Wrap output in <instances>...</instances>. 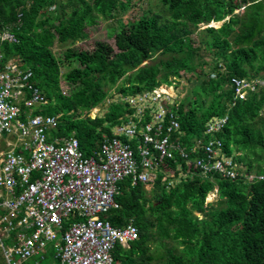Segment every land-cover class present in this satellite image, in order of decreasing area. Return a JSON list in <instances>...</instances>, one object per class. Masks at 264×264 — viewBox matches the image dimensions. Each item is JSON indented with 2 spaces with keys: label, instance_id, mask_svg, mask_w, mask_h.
Returning <instances> with one entry per match:
<instances>
[{
  "label": "trees",
  "instance_id": "trees-1",
  "mask_svg": "<svg viewBox=\"0 0 264 264\" xmlns=\"http://www.w3.org/2000/svg\"><path fill=\"white\" fill-rule=\"evenodd\" d=\"M157 1L128 25L117 20L114 47L97 42L91 51L67 49L59 60L50 49L54 41H85L88 27L115 19L130 0H0V31L15 38L1 41L0 63L17 58L32 73L34 87L48 100L44 114L61 112L51 135L75 137L85 156L95 153L104 138L113 137V127L133 115L124 98L171 85V78L181 73L191 75L187 79L194 76L190 96L168 106L176 110L184 134L180 143L189 161L202 157L191 149L195 139L207 144L206 122L227 115V125L215 136L226 156L244 164L247 175L239 172L230 180L218 174L203 177L193 169L191 178L169 190L158 175L150 192L140 184L130 187L125 178L115 197L119 208L107 219L114 227L131 221L138 239L127 249L117 246L113 256L123 264H154L157 257L150 255L149 242L169 240L175 245L160 254L162 264H264V86L259 85L264 80V0ZM221 21L219 28L207 27ZM202 49L214 52L225 72L216 62L211 69L216 76L201 80L207 65L199 54ZM73 63L76 66L61 75V65ZM60 79L73 87L67 96ZM232 79L254 86L245 100H234ZM112 89L120 97L103 116L91 119L88 113L103 104ZM177 157L164 168L187 171ZM250 173L255 176L248 180ZM215 188L217 200L205 204Z\"/></svg>",
  "mask_w": 264,
  "mask_h": 264
},
{
  "label": "built area",
  "instance_id": "built-area-1",
  "mask_svg": "<svg viewBox=\"0 0 264 264\" xmlns=\"http://www.w3.org/2000/svg\"><path fill=\"white\" fill-rule=\"evenodd\" d=\"M3 40L10 38L1 33L0 43ZM232 83L243 97L249 84L235 79ZM164 95L154 90L124 98L135 109L133 115L113 127V137L104 138L95 153L85 156L73 136L49 139L57 128L56 116L31 115L32 108L47 105L33 85L32 73L13 62L0 63L3 264H24L33 257L42 261L49 244L58 264H123L115 260L113 252L117 246L129 248L138 239V230L131 221L114 227L107 219L119 207L115 200L118 183L125 178L132 185L152 182V172L176 153L189 163V154L172 140L175 134L183 135L176 110L168 107L176 103L170 104ZM226 122L227 117L213 118L204 133L221 132ZM207 141L197 140L191 149V153L203 154L192 162L194 169L201 176L237 178L236 163L225 155L221 141Z\"/></svg>",
  "mask_w": 264,
  "mask_h": 264
},
{
  "label": "rangeland",
  "instance_id": "rangeland-1",
  "mask_svg": "<svg viewBox=\"0 0 264 264\" xmlns=\"http://www.w3.org/2000/svg\"><path fill=\"white\" fill-rule=\"evenodd\" d=\"M120 1L124 2L125 0H120ZM157 2H158L157 0H130L129 8L124 12L117 13V16L115 19H111V20L106 21V22L99 20L96 25H94L92 27H88L86 29V32L88 34V38L85 41L76 42L74 44H69V43L60 44V43H57L56 41H54V44L50 49L56 58H58L59 60H62V56L67 49H71L73 52H78L80 50L91 51L97 42H103V43H106V44L114 47L113 35L115 34V31L117 30L116 29V27L118 25L117 20H121L124 24L128 25V24L132 23L133 21L137 20L140 17V15L144 9L148 8L150 5L157 3ZM235 13H237V11ZM227 19L228 18H225V20H227ZM222 23H223V21L217 22V23L212 22L207 27L213 26L214 28H219L222 25ZM204 27L205 26H201L199 28V30L203 29ZM0 34H1V31H0ZM2 34H5V36L9 37L11 41L15 40L14 36L10 35L7 30H3ZM192 37L194 40H197L196 34H193ZM195 42H197V41H195ZM199 54L202 56L203 60L206 62L205 64H207L204 66V69H203L204 75L202 76L201 80L207 79L208 76L211 79L216 76L215 71L211 70L216 62H218L220 65L219 66L220 72H225L224 67L221 65L220 60H218V58L215 56L214 52H211L207 49H202L199 52ZM155 57L160 58L159 55H157ZM8 61L17 62L19 64L21 70L26 69V67L23 66L21 64V62L19 61V59H17V58H9L4 62L7 63ZM75 66H76L75 63H73L72 66H69V67L61 65V68H60L61 75L66 73L68 71V69L73 68ZM190 76L191 75H184V74L182 75V73H181V76L179 78H176L175 83H173L172 86L167 87V86L163 85L160 87L159 92L165 94L164 96L168 99V102L170 104H173V103L179 102L180 100L185 99L186 96L189 95V92L192 91V89L196 83L194 76H192V79H187ZM172 80H174V79H172ZM259 85L264 86V80H260ZM59 86H60V89L62 91V94L65 96H67L73 90V87L67 85L61 79L59 82ZM171 93H173V94H171ZM119 96L120 95L118 93H116V91L114 89L110 90L109 91V97L106 98L104 103L101 104L96 109L91 110L88 113V116L91 119H94L95 117H98V116H103V114H105L107 111L108 105L111 102H113L114 100H116V98H118ZM190 100H193V98L190 97ZM186 106H188L187 103H186ZM32 112L36 113V110H32ZM54 112H56V111H54ZM43 113H45V112L43 111ZM60 113L61 112H58V114H56L55 116L58 118ZM82 115H84V113ZM257 127L260 128L259 125H257ZM195 140L193 141V143H195ZM263 143H264V141L261 142L262 145H263ZM236 154L241 155L240 152H237ZM248 157L251 159L250 153H249ZM253 166L255 167L254 164H253ZM193 168H194L193 163H191L189 161V163L187 165V171H189L188 173L190 176H188V175L187 176L190 178H191V173L193 171ZM236 169H237V172L238 173L240 172L241 175H243V176L246 175V167L244 166L243 163L242 164L237 163ZM251 172H253V171H251ZM254 176H255L254 173H250L249 178H253ZM185 178H187V177H185ZM148 188H149V186L148 187L146 186L145 189L148 190ZM216 200H217V194L213 190L212 192H210L207 195V197L205 199V204L214 203ZM195 215L198 216L199 218H201V216L199 214H195ZM4 242L7 243V241L5 239H4ZM149 243H151V244H149L150 255L152 254V255L157 257V258H155V260L153 262L154 264H162L163 260L158 258V257H160V254H164L166 248H170V247L175 245L174 243L170 242L169 240L163 242V244H165L164 246H163V244L158 243V241L157 242H155V241L149 242ZM43 264H48V262H44Z\"/></svg>",
  "mask_w": 264,
  "mask_h": 264
},
{
  "label": "crops",
  "instance_id": "crops-1",
  "mask_svg": "<svg viewBox=\"0 0 264 264\" xmlns=\"http://www.w3.org/2000/svg\"><path fill=\"white\" fill-rule=\"evenodd\" d=\"M120 97V96H119ZM127 98V97H126ZM117 99V98H116ZM122 99V98H121ZM99 107V106H98ZM97 108V107H96ZM96 108H93V109H96ZM132 108V107H131ZM44 109V108H43ZM43 109H41V110H43ZM92 109V110H93ZM135 110V109H134ZM130 116H132V115H130ZM136 118L135 117H133V120H135ZM55 137H57V136H52V135H50V137H49V139H53V138H55ZM59 137V136H58ZM100 147V146H99ZM134 147V146H133ZM99 149V148H98ZM136 152V151H135ZM196 152H199V151H196ZM201 152V151H200ZM94 153V152H93ZM92 153V154H93ZM195 153V152H194ZM202 153V152H201ZM138 155V154H137ZM136 155V156H137ZM202 157H203V154H202ZM201 157V158H202ZM137 159H138V157H137ZM198 159H200V158H198ZM138 161V160H137ZM164 165H165V163H163L160 167H159V169L158 170H156L155 172H154V177H155V179L152 181V182H150V183H148V184H145V185H142L143 186V188L145 189L146 188V186L148 187L149 186V188H148V190H146V192H150L152 189H153V186H154V184H155V182H156V180L158 179V175H161V178H160V182L162 183V184H165V186H166V189L167 190H169V189H171V188H173L174 186H176L183 178H185V177H188V176H190L189 175V171H185V172H183V171H181V170H178L177 169V166L175 167V168H172L171 166H169L167 169H165L164 168ZM186 174V175H185ZM188 175V176H187ZM189 178V177H188ZM127 180H129V184H130V187H134L132 184H131V180L129 179V178H127ZM124 188H129V187H127L126 185L124 186ZM147 196H149V194L147 195ZM131 220V219H130ZM110 222V221H109ZM130 222V221H129ZM111 223V222H110ZM128 223V222H127ZM124 225H126V224H124ZM123 225V226H124ZM122 227V226H121ZM53 253H54V249H53V245L52 244H49L48 246H47V254H46V258L44 259V260H42V261H40L39 260V258L38 257H33V258H31L29 261H27L26 263H24V264H35L36 262H38V263H36V264H43L44 262H48V264H52V263H54V264H58V262L56 261V260H54L53 259Z\"/></svg>",
  "mask_w": 264,
  "mask_h": 264
},
{
  "label": "clouds",
  "instance_id": "clouds-1",
  "mask_svg": "<svg viewBox=\"0 0 264 264\" xmlns=\"http://www.w3.org/2000/svg\"><path fill=\"white\" fill-rule=\"evenodd\" d=\"M8 62H11V61H8ZM6 62H4V63H2V64H5ZM13 63H15L18 67H19V69H20V66H19V64L17 63V62H13ZM147 63V62H146ZM145 65V64H144ZM21 70V69H20ZM22 71H26V70H22ZM29 71V70H28ZM171 79H174V80H172L174 83H175V80H176V78H171ZM232 80H234V79H232ZM235 80H240V79H235ZM242 81H244V82H246V83H248L249 84V87L248 88H246V89H244L243 90V97H239V95L236 93V90H235V86H234V100L235 99H240V100H245L246 99V97L248 96V94L251 92V91H253L254 90V86L250 83V82H247L246 80H243V79H241ZM240 80V81H241ZM232 82V81H231ZM173 84V83H172ZM172 84L171 85H166V84H160L158 87H156L154 90H156V91H159V89H160V87L161 86H167V87H170V86H172ZM233 84V83H232ZM154 90H152V91H154ZM40 91V90H39ZM151 91V92H152ZM151 92H144V93H151ZM143 93V94H144ZM246 94V95H245ZM137 96H139V95H137ZM134 97H136V96H134ZM47 100V99H46ZM177 104V103H176ZM47 105H48V100H47ZM46 105V106H47ZM178 105V104H177ZM46 106H43L42 108H39V107H36V108H32L31 109V115H37V114H44L43 113V110H41V109H43V108H45ZM25 110H27V109H25ZM32 110H36V113H33L32 112ZM45 115V114H44ZM59 117V116H58ZM222 117H227V121H228V116L227 115H224V116H222ZM213 118H221V117H213ZM212 118V119H213ZM211 120V119H210ZM208 122V121H207ZM207 122H206V124H207ZM205 124V125H206ZM57 125H58V118H57ZM227 125V122H226V124H225V126ZM180 126V125H179ZM225 126H224V128H225ZM223 128V129H224ZM56 130V129H55ZM54 131V130H53ZM52 131V132H53ZM223 131V130H222ZM221 131V132H222ZM52 132H51V134H52ZM181 132V131H180ZM204 132H205V129H204ZM182 133V132H181ZM218 133H220V132H218ZM183 134V133H182ZM215 134H217V133H215ZM215 134L214 135H209L210 136V138L209 139H212V138H214V139H216V136H215ZM184 135V134H183ZM182 135V136H183ZM204 135H206L205 133H204ZM175 136V138H172V140H174V141H177V142H179L180 143V138L179 137H182L181 135L180 136H176V134L174 135ZM219 141H221L220 139H218ZM197 140H195V142H196ZM181 144V143H180ZM195 144V143H194ZM194 144H193V146H194ZM221 145H222V141H221ZM192 146V147H193ZM181 147H182V149H184L185 151H186V149H185V147H183L182 145H181ZM222 149H223V145H222ZM177 156H179L177 153L175 154V156H174V158L173 159H164L159 165H158V167H157V169L156 170H158L159 169V167L163 164V163H165L166 161H170V160H175V158H178ZM229 157H231V156H229ZM232 158V157H231ZM180 159V158H179ZM189 160V159H188ZM232 160H233V158H232ZM234 161V160H233ZM185 162V161H184ZM235 162V161H234ZM192 163V162H191ZM236 163V162H235ZM185 164H186V162H185ZM187 165L188 164H186V167H187ZM236 165H237V163H236ZM177 169L178 170H181V167L180 166H177ZM194 169V168H193ZM156 170H154L153 172H152V174H154V172L156 171ZM200 174V173H199ZM211 175H215V174H209V175H207V176H211ZM247 175V174H246ZM245 175V176H246ZM154 176V175H153ZM201 176V175H200ZM207 176H203V177H207ZM249 176V175H248ZM247 176V177H248ZM154 179H155V177H154ZM153 179V180H154ZM121 182V181H120ZM119 182V183H120ZM150 183V182H149ZM138 184H140V185H145V184H142V183H136L135 185H133V186H136V185H138ZM146 184H148V183H146ZM214 191L216 192L217 191V189L215 188L214 189ZM118 194H119V191H118ZM217 194V193H216ZM116 200V199H115ZM117 202V201H116ZM118 206H119V204H118ZM119 208V207H118Z\"/></svg>",
  "mask_w": 264,
  "mask_h": 264
},
{
  "label": "water",
  "instance_id": "water-1",
  "mask_svg": "<svg viewBox=\"0 0 264 264\" xmlns=\"http://www.w3.org/2000/svg\"><path fill=\"white\" fill-rule=\"evenodd\" d=\"M144 64H146V62H144L143 65H144ZM0 264H3V261L1 260V258H0Z\"/></svg>",
  "mask_w": 264,
  "mask_h": 264
},
{
  "label": "bare ground",
  "instance_id": "bare-ground-1",
  "mask_svg": "<svg viewBox=\"0 0 264 264\" xmlns=\"http://www.w3.org/2000/svg\"><path fill=\"white\" fill-rule=\"evenodd\" d=\"M171 94H173V93H171Z\"/></svg>",
  "mask_w": 264,
  "mask_h": 264
}]
</instances>
